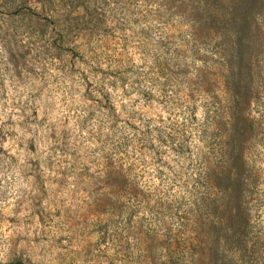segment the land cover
<instances>
[{
    "label": "rangeland",
    "instance_id": "rangeland-1",
    "mask_svg": "<svg viewBox=\"0 0 264 264\" xmlns=\"http://www.w3.org/2000/svg\"><path fill=\"white\" fill-rule=\"evenodd\" d=\"M241 3L0 0V264H264Z\"/></svg>",
    "mask_w": 264,
    "mask_h": 264
},
{
    "label": "trees",
    "instance_id": "trees-1",
    "mask_svg": "<svg viewBox=\"0 0 264 264\" xmlns=\"http://www.w3.org/2000/svg\"><path fill=\"white\" fill-rule=\"evenodd\" d=\"M241 14L243 15V19L245 21L246 24L249 23L250 18L254 15V11L257 8V6L259 5L261 0H241ZM240 42V46H242L243 44V40H239ZM17 264H24L22 262H18Z\"/></svg>",
    "mask_w": 264,
    "mask_h": 264
}]
</instances>
